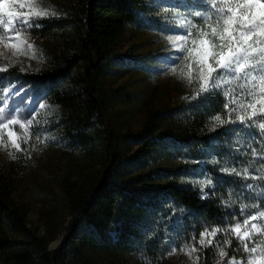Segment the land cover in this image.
<instances>
[{"label":"trees","instance_id":"16d2710c","mask_svg":"<svg viewBox=\"0 0 264 264\" xmlns=\"http://www.w3.org/2000/svg\"><path fill=\"white\" fill-rule=\"evenodd\" d=\"M150 1L67 0L66 18H43L40 32H34L64 34L55 38V61L34 71L11 66L0 73V97L13 77L38 87L60 109L49 123L61 142L82 159L99 163L90 179L63 184L70 217L54 248L47 242L56 232L19 236L26 211L12 201L13 186L0 164V264H125L124 255L157 262L185 244L196 247V264L246 259L231 233H219L207 247L198 243L205 227L228 228L258 207L264 210V180L222 171L233 166L264 171V160L251 155L253 147L264 150L257 128L213 122L216 114L227 118L223 92L190 101L192 88L179 102L150 110L136 130L115 131L107 119L108 103L132 99L124 85L104 84L114 66L129 60L115 44L128 24L156 25L148 15ZM128 145L134 147L125 150ZM205 176L215 188L206 187L208 198L201 199L199 180ZM230 198L236 203L225 207L222 201ZM241 203L248 206L243 213ZM219 248L228 255L220 257ZM95 251L106 257L95 260L89 253Z\"/></svg>","mask_w":264,"mask_h":264},{"label":"rangeland","instance_id":"374dc122","mask_svg":"<svg viewBox=\"0 0 264 264\" xmlns=\"http://www.w3.org/2000/svg\"><path fill=\"white\" fill-rule=\"evenodd\" d=\"M66 1L39 0L41 6L50 9L52 13L44 19L66 18ZM204 8L202 0H154L150 1L148 15L150 22L156 25L137 27L128 24L124 27L115 48L129 60L114 66L104 79V84L107 87L124 85L131 91L132 99L126 101L118 97L106 105L105 113L113 130L138 129L150 110L163 104L179 102L193 88L186 79L181 78L179 66L175 74L167 68L172 63L168 59L171 48L167 35L177 30L172 26L178 25L180 19H196L194 14ZM40 30V27L33 29L27 35L28 41L37 50L35 58L13 57L11 50H4L0 46V50L6 52L5 56L0 57V65H7L8 68L15 66L21 71H34L53 63L58 55L57 50H54L55 38L64 34L34 33ZM50 51L55 54H50ZM13 87L12 94H6ZM42 102L48 106L44 110L38 107ZM6 106L13 115H19L25 120L39 112L38 123L30 129L32 136L29 142L21 145L23 151L17 152L11 147L7 140L9 129L4 130V142L0 144V164L4 165L6 177L13 186L12 201L26 211L25 226L19 236H48V233L56 232L55 237L47 242V247L52 248L51 243L60 241L64 235L70 217L63 184L77 179H90L99 169V163L82 159L77 152L69 150L61 142L49 123L60 109L48 102L38 87L20 77H13L7 82L0 97V108ZM12 129L17 131L18 136H23L24 130L19 125L12 126ZM45 139L47 142H42ZM133 147L128 145L125 150ZM259 223L264 224V220ZM89 253L95 260L106 257L101 251ZM122 261L125 264H196V257L195 253L189 256L184 251L173 253L171 250L157 262H143L137 256L130 255H124Z\"/></svg>","mask_w":264,"mask_h":264},{"label":"snow or ice","instance_id":"6c2138e0","mask_svg":"<svg viewBox=\"0 0 264 264\" xmlns=\"http://www.w3.org/2000/svg\"><path fill=\"white\" fill-rule=\"evenodd\" d=\"M202 3L205 8L194 14L196 19H180L178 25L172 26L177 30L167 35L171 48L168 59L172 61L167 68L175 74L180 67L181 78L194 88V95L187 98L190 101L206 98L217 91L223 92L227 118L216 114L212 117L214 123L224 126L239 122L246 128H257L264 137V0H202ZM50 14V9L42 7L39 0H0L2 49L11 50L13 57L35 58L37 50L28 41L27 35L41 27L39 21ZM5 55L6 52L0 50V57ZM8 70L7 65H0V73ZM13 91L14 87L6 94L10 95ZM38 107L44 110L48 106L42 102ZM38 115L39 112H36L25 120L13 115L7 106L0 108V144L4 142V130L9 129L7 140L11 147L17 152L23 151L21 145L29 142L32 136L30 129L38 123ZM15 125L24 130L22 137L12 129ZM36 139L40 140L39 135ZM251 155L253 159L264 160V150L258 152L253 147ZM222 171L241 176L244 180H264V171L258 170L260 174H255L247 166L242 170L235 166L225 167ZM199 183L203 193L200 198H208L205 188H215L212 179L205 176ZM245 187L252 189L254 185L246 184ZM222 202L225 207L236 203L231 198ZM247 207L241 203V213ZM261 220H264V210L258 207L257 213L247 216L243 223L237 222L228 228L205 227L199 234L198 243L207 247L213 244L219 233H231L247 256L240 260L233 257L228 264H264V224L259 223ZM225 243L231 245L232 241L228 239ZM176 250L174 247L172 252ZM180 250L189 256L197 252L196 247L189 244ZM219 255L223 258L228 253L219 248Z\"/></svg>","mask_w":264,"mask_h":264},{"label":"water","instance_id":"95a60500","mask_svg":"<svg viewBox=\"0 0 264 264\" xmlns=\"http://www.w3.org/2000/svg\"><path fill=\"white\" fill-rule=\"evenodd\" d=\"M58 242H59V241H53V242L51 243L52 248H54V247L58 244Z\"/></svg>","mask_w":264,"mask_h":264}]
</instances>
